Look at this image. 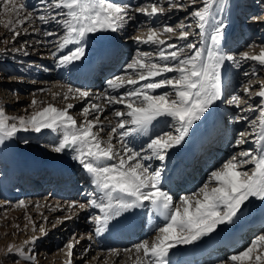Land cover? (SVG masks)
I'll return each mask as SVG.
<instances>
[{
	"label": "snow or ice",
	"instance_id": "6c2138e0",
	"mask_svg": "<svg viewBox=\"0 0 264 264\" xmlns=\"http://www.w3.org/2000/svg\"><path fill=\"white\" fill-rule=\"evenodd\" d=\"M164 2L167 7L162 5L161 0H151L133 9L116 0H39L46 10H55L50 17L43 14L34 17L31 11L23 12L26 5L17 0L0 2L3 13H14L17 17L15 21L9 20L4 25L6 28L11 25L13 40L28 32L26 27L23 33L17 31V24H35L37 19L45 25L55 22L63 29L57 51L70 44L74 47L67 55L59 56L61 65H68L84 57L83 41L89 34L117 31L127 21L133 20L130 11L154 17L169 11H187L192 8L179 24L149 27L146 37H135L138 43L158 46L155 53L157 60L152 59L153 53H139L126 65V71L132 70L135 78L132 75H118L107 81L108 88L112 90L124 88L125 85L134 86L118 96L107 97V104L123 105L126 109L114 111V116L119 119L111 127L107 141L101 138L104 125L100 118L103 109L99 104H91L82 109L85 121L80 124L69 114V109L74 107L71 103L63 108L49 103L27 117H8L5 110L0 108V143L20 131L40 133L50 129L62 133L54 151L61 153L72 149L76 152L74 158L91 175L96 187L94 198L88 204L73 201L69 208L85 209L91 206L98 209L100 214L92 217L93 223L97 225V234L105 230L110 221L134 208H147L151 215L162 218L163 223L155 229L157 235L151 242L145 239L133 246V264H171L170 252L177 245L192 244L214 233L220 225L233 222L250 198L264 201V81L259 82V90L256 92L251 90V80L243 89L250 97H260L259 105L244 108L238 95H233L229 101L242 113L236 117V121H245L249 125L248 130L238 133L235 144L239 146L251 138L257 147L240 151L213 170L209 182L198 193L182 195L179 203H174V197L161 183L163 168L150 171V166L145 163L153 158L165 161L169 150L181 144L192 126L222 98L221 69L226 61L239 66L242 60H252L264 67V47L258 54L241 52L238 56L222 50L226 24L222 19L217 20L214 12L220 0H199L197 7H193L197 5V0H187L186 3L185 0ZM256 19L253 17V20ZM193 23L198 29L199 44L188 42L193 34ZM44 35L51 37L56 33L45 31ZM162 36L165 38L162 39ZM172 39L183 40L185 43L182 46L170 43ZM15 50L28 55L23 47ZM52 55L56 56L57 52ZM244 75L247 77L249 73L245 72ZM68 93L81 99L90 96L88 91L80 88H69ZM68 93L64 94V99H68ZM31 103L35 106L38 101L34 98ZM247 111H256L259 115L249 120L245 114ZM90 113L97 115L87 119ZM166 118L174 121L171 127L175 134L154 132L156 123ZM13 120L18 123L10 122ZM118 130L119 150L112 143L113 134ZM135 136L149 138L146 148L135 150L125 143L126 138ZM248 165H252L251 170H248ZM211 182L215 186L209 187ZM19 206L24 207L25 201H19ZM40 231L46 234L45 229L41 228ZM38 239L32 237L25 243H35ZM262 243L264 234L222 264H229V261L231 264H264ZM75 246L73 241L65 245L68 250L67 264H72ZM13 252L19 253L31 264H36L35 255L26 254L21 248L9 244L5 254ZM111 252L119 255L117 249Z\"/></svg>",
	"mask_w": 264,
	"mask_h": 264
},
{
	"label": "bare ground",
	"instance_id": "6f19581e",
	"mask_svg": "<svg viewBox=\"0 0 264 264\" xmlns=\"http://www.w3.org/2000/svg\"><path fill=\"white\" fill-rule=\"evenodd\" d=\"M116 1L120 2L124 0ZM219 11L220 14H222V17L220 16L218 20L223 18L224 13L222 9ZM133 25V21H128V25H126L125 28L130 30ZM232 27L233 26H230V28H228V30H226L224 33L225 41L222 43V48L228 47L230 45L228 42L232 40L231 38L233 32H230ZM119 31L121 32L122 30ZM115 33L116 31L108 32L107 34L98 32L91 33L85 37L84 41L86 42L87 46L89 45V48L86 47L85 55L81 60L73 62L72 64L74 65V74H77L76 77L79 76L80 78L79 81L77 80V83H69L72 85V89H76L73 88V86L78 88L84 87L83 89H87L91 87L92 84L94 85L98 82L91 83L92 81L90 80V72L92 71V65H94V70L104 62L106 66V62L110 59L109 56L104 53L110 51L117 53V48L121 46L120 48L122 49V44L126 41V38H119V35ZM227 67L228 66H226V69H224L225 67L221 69V83L224 82V84L229 80H225ZM106 73H108V69H104V71H102V74ZM86 74L87 76L89 75V77L86 78V76H84ZM99 77L100 75L97 77L98 80L100 79ZM67 80L65 79L64 81ZM71 85L62 86V88L58 90V96L68 93V89L71 87ZM131 88L132 86L129 85H125L124 88L116 90H112L107 87L101 92L99 90H94L93 95L86 98V100H92L88 107H90L91 104H99L103 109V112L100 113V118L104 125V131L101 133V138L104 141L108 140V134L111 131V127L115 126L119 119L114 116V111H112V109L114 107L120 106L107 104V97L131 90ZM222 90L225 91V86ZM72 96V93H68V98H71ZM79 100V98H77V100L74 99V101L68 102L66 105L69 103H77ZM77 105L78 104H76L74 108ZM40 107L41 104L38 101V103L34 106V109L38 110ZM223 110L224 109L219 103V100L216 101L214 105L211 106L209 111L192 126L184 141L169 150L165 161L159 164V160L153 158L145 162L150 166L149 170L152 171L155 169L164 168L168 166L170 162H175L174 160H171L174 155V151L177 149H184L186 146H189L192 143V140L199 135L203 134L206 137L207 134H204L205 132L203 133V131L207 130V128L210 126L213 128L218 127L220 131L227 128L224 130V137H227L228 130L231 129V126L233 125L232 130H235L239 124L237 122H232V124L226 125L225 122L223 124L224 126H222L220 118L225 114L223 113ZM89 115H91V113ZM102 117L104 118L102 119ZM168 120L170 119L166 118L160 120L158 123H156L153 131L160 132L164 130ZM94 131H97V129H94ZM170 132L175 134L173 128H170ZM220 134L222 133H217L216 138H218ZM41 135H44V133L36 135L35 138L42 139L43 136ZM59 135H61V133L57 132L52 137H50V141L47 143L49 145L48 150L39 148L36 150L35 156L31 152V150H33L32 147L29 146L28 149L27 145L25 146L23 143L19 147H16V143H12L10 140L7 141V138H5L2 143H0V208L11 207L12 209V206L18 204L19 201H25L24 207L20 206L19 208L18 206V208L15 207L16 209L12 210L13 221L11 227H13V230H15V235L20 233L17 239L18 244L16 246L27 247L25 241L31 240L32 237H39V239L36 241V245L40 246L43 237L47 238V236L55 235V233L57 235L62 234V236H59L58 238H66L71 235L72 237H70L71 239H69L68 242L73 241L76 245L73 249L74 255L72 257V264H133L135 257L133 246L137 244L136 241L141 239V242L147 239L151 242L157 235L155 229L163 223L162 218L151 215L147 208H134L122 213L121 216L110 221L107 228L97 234L95 231L97 225L93 223L92 217L90 218V216L99 215L100 213L98 209H95L91 206L85 209H80L79 207L72 209L69 208L70 202L73 201L79 202L81 204H88V202L94 198L96 187L92 183L91 175L87 173V171L80 165L78 160L74 158L77 155L76 152L73 150H71L70 153L66 151L57 153L54 151V147L51 146L50 143L52 141H57L58 143L60 140ZM221 136L222 137L219 138L222 140L226 139L223 137V135ZM219 138L217 143H219ZM148 139L149 138L146 136L129 137L126 138L125 143L135 150H140L142 147L146 148ZM119 141L120 137L118 130L116 134H113L112 138V143L118 150L121 147ZM221 144L222 143L219 145L221 146ZM213 145L207 150L205 155L202 154V160L199 159L197 161V164H195L192 171L190 166L186 167L185 174V171L182 172V168L184 167L181 166V171L178 173L176 172V174L180 176V181L173 188L172 193H170L174 197V203L178 204L180 196L189 194L192 189L197 188V185H200L203 180H205L204 183L209 182L208 178L210 175L209 171L211 170V166L216 163L217 156H220L221 158V155H218L219 152H221V150H227L226 147L222 149L218 144ZM37 146L39 147V145ZM145 154L150 153L146 152ZM75 162L76 164H74ZM182 173L185 175H182ZM174 174L175 172L171 174L172 177ZM187 177L190 179L187 180ZM164 178L161 176V183L163 182ZM192 180L193 182H191ZM53 182H55L53 185L54 187H52V189H50V191L44 196L39 197V192L42 191L43 188H48L51 186ZM213 186H215L214 182L209 183V187ZM167 188L169 189V187ZM79 191L80 194L76 195V193ZM261 202L262 200L259 198H250L249 201L245 203L243 211L238 214L237 218H235L233 222L220 225L214 233L205 237L215 238L222 236V234L227 231L232 226V224L241 219L244 221V223L246 222L245 226H248V224L256 225L255 222L259 219L255 217V212ZM8 211H10V209ZM131 211H138L139 214L136 217H133L130 215ZM117 220L121 223L116 224L115 221ZM50 222L52 223L51 225H49ZM67 222H70V224L65 229H61V226H58L61 223L65 224ZM261 226H264V223L255 227L257 230L255 234H257L254 236L253 240L256 237L264 234V227ZM77 227L81 228L79 233H76ZM37 228L38 231H36ZM41 228L46 230V234L40 231ZM255 229H248L245 234L246 239L243 241L247 240V238H249ZM15 235H13V238L16 237ZM203 239L205 238L203 237L200 240ZM56 243L51 244L50 246L48 245V247L45 244L43 247H41L39 250L41 254H38L39 257H36V264H67V248L64 246V248L58 249L62 241H59L57 244ZM224 243L225 242H222L220 244V247L217 251L210 253L204 256L201 260L195 261L191 264H222V262L228 261V258L235 253L230 252V249H228L230 246ZM190 245L191 244L177 245L170 252V260H173L174 255L180 248L188 247ZM235 245L233 249L237 248L238 246ZM261 247L264 248V243L261 244ZM51 248L53 249V253L48 254ZM86 249L87 251H85ZM112 249H117L119 251V255L112 253ZM82 260L84 261L81 262ZM186 263H188V261H186ZM173 264H177L176 261L173 262ZM229 264H231L230 261Z\"/></svg>",
	"mask_w": 264,
	"mask_h": 264
},
{
	"label": "rangeland",
	"instance_id": "374dc122",
	"mask_svg": "<svg viewBox=\"0 0 264 264\" xmlns=\"http://www.w3.org/2000/svg\"><path fill=\"white\" fill-rule=\"evenodd\" d=\"M0 2H2V0H0ZM17 2L24 3L26 7L23 12L31 11L33 12L34 17L41 14L50 17L54 14L55 11L46 10L44 6L40 5L39 0H17ZM116 2L129 5L134 9L135 7L150 3L151 0H124ZM186 2L187 0H185V3ZM161 3L163 6L167 7V4L164 2V0H161ZM197 6H199V0H197V5L193 7ZM220 9L224 11L222 20L226 24L225 31L228 30L230 26H233L230 31L233 32L232 38L230 37L232 40L228 42L230 45L228 47H223L222 50L227 54H235L237 56L241 52L258 54L260 49L264 47V0H220L219 4H217L214 8L217 20L220 16L222 17V14H220L219 11ZM191 10L192 8H188L187 11H169L163 15L154 17H147L143 14L130 11V15L134 17V20H131L134 24L133 27L130 30H128V28L126 29L125 27L126 25H128L127 21L115 33L119 35V38H126V41L124 40L125 43L122 44V49H119L118 54H116L113 59L106 62V66L104 62L98 67V70L95 69L93 72L91 71V83L98 81L97 83H95L94 85L92 84L91 87L87 89H83L84 87L80 89L88 91L91 96L93 95L94 90H99L100 92L105 90L108 87L107 81L115 76L120 75L127 77L128 75H132L133 78H135V73H133L132 70L126 71V65L130 63L134 58H136L139 53L142 52L153 53L152 59L157 60L155 53L158 51L157 45L138 43L135 37H146L149 27H160L165 24H171L175 26L182 20H184L188 11ZM253 17H256L258 19L253 20ZM16 19L17 17L14 13H3V8H0V21H2V23H0V108H3L5 110V114L8 117H27L31 115L32 112L36 111L31 103L34 98L40 102L41 107H44L47 104L51 103L59 108L65 107L66 103L72 102L74 101V99L77 100V98L79 97L74 95L71 98L69 97L68 99H64V94L58 96V90H60L62 86H70L71 84L69 83H77V80L79 81L80 79L79 76L76 77L77 74H74L75 70L74 65H72L73 63H70L68 65H61L59 63V56L67 55L68 52L74 47V45L70 44L68 47L57 51V44L59 43L60 37L63 35V29L55 22H51L45 25L37 19L35 24H32L31 22H28L24 25L17 24V31L23 33V29L26 27L28 28V32L18 36L15 40H13L11 25L8 28H6L4 25L7 24L9 20L15 21ZM189 22L190 21H186V23ZM33 29H35L36 31H33ZM119 30L122 31L120 32ZM45 31H52L56 33V35L51 37L45 36ZM191 31L193 34L189 37L188 42L199 44L200 39L198 36V29L195 27L194 23ZM104 32L105 31H103L102 33L107 34L108 32L112 31L107 30L105 33ZM161 38L164 39L165 36H162ZM127 41L129 42V44ZM223 41H225V39ZM169 42L181 46L185 43V41L183 40L176 39H172ZM83 46L85 50L86 47L89 48V45L87 46L85 41H83ZM21 47H23L24 50L27 51L28 55H24L23 51L17 52L15 50ZM53 52H57V55L53 56ZM226 66L228 67L225 73V80L229 79V82L227 81V83L225 82V84L224 82L221 83V89H223L225 86V91L222 90V98L219 100V103L224 109L223 113H225L224 115L222 114L223 116L221 118L223 120V118L225 117L224 120L226 122V125H230L232 124V122H237L236 117L242 114L239 108L229 103L233 95H238L241 97V106L244 108H248L249 106L255 107L259 105L260 97H250L249 94L243 91V89L248 81L251 80L253 81L251 87L252 92H256L259 90V82L264 81V67H261L256 61L252 60H242L240 61L239 66L234 64L232 61H226L222 68L225 67L224 69H226ZM104 69H108V73L102 74V71H104ZM245 72L249 73L247 77L244 75ZM253 73H255V75H253ZM99 75L100 79L98 80L97 77ZM65 79L68 80L64 81ZM70 88H72V85ZM73 88L78 87L73 86ZM159 91L161 90H157V92ZM169 91L171 90L169 89ZM120 94L122 93H118L117 96ZM79 99V102L72 103L74 106L76 104L78 105L75 108L73 107L72 109H69V114L72 115L78 123H81L85 121V117L82 115V109L86 106L88 107L92 100H86V98ZM115 110L126 111L123 105L114 107L112 109V111ZM245 114L248 116L249 120L256 119L259 115V113L256 111H247ZM95 115H97V113H91V115H89L87 119H92ZM103 118L104 117H102V119ZM10 122L18 123L14 120ZM237 123L239 125L235 128V130H232L233 125L231 126V129L228 130L227 137H224V130H226L227 128L220 131V133L222 134H220L218 138L222 137L221 135H223V137L226 139L222 140L221 138H219V143H217V138L214 144L219 145L220 143H222L221 146H219L222 149L226 147L227 150H221V152H219L218 155H221V158L220 156H217L216 163L211 166V170L209 171L210 173L213 170L221 167V165L225 161H227L233 155L239 153L240 151L254 149L257 147V145L253 143V140L251 138H248L246 143H243L239 146L235 144V140L238 138V133L248 130L249 128L248 123L245 121ZM171 124H173V121L170 119L167 121L166 126L162 131L170 132V128H172ZM57 132L58 131H53L50 129L42 130V132L40 133H44V135H41L43 136V138L36 139V135H39L40 133H36L34 131H20L14 137L7 138V141L10 140L12 143H16V147H19L22 143L25 144V146L27 145L28 149L29 146L32 147L33 150H31V152L35 156V152L39 148L48 150L49 145L47 143L50 141V137H52ZM61 135H59L60 138ZM55 142L57 143V141ZM55 142L52 141L50 143V145L54 148L59 143L58 142L56 144ZM37 145H39V147ZM71 150L72 149H67L65 151L70 153ZM74 164H76V162ZM251 168L252 165H249L248 170H251ZM204 182L205 180H203L200 185H197V188H193L190 193H198L199 189L205 184ZM54 184L55 182H53V184H51V186H49L48 188H43V190L39 192V197H42L47 192H49L50 189L54 187ZM78 194H80V191L76 193V195ZM18 206L19 203L13 205L12 209L11 207L0 208V264H31L30 261H27L23 257H21L19 253L13 252L10 255L5 254L7 251V246L9 244L13 246H16L18 244L17 239L20 233L18 235H15V230H13V227H11L13 221L12 210L18 208ZM9 209L10 211H8ZM91 217L93 216H90V218ZM51 224L52 223L50 222L49 225ZM61 224H59L58 226H61V229H65L67 226H69L70 222L62 225ZM80 230L81 228L77 227L76 233H79ZM36 231H38V228L36 229ZM256 231L257 230H254L249 238H247V240H245L232 252L237 253L248 247L252 243L254 236H256ZM13 235H15L16 237L13 238ZM59 236H62V234L57 235L55 233V235H49L47 236V238L43 237L40 246H37L35 242L27 244V247H18L21 248L26 254L39 257V255L41 254L39 250L45 244L48 247V245L50 246L51 244L62 241V243L58 247V249H61L64 248L68 240L71 239L70 237H72L71 235H69L66 238H58ZM140 240L136 241V243L140 242ZM51 253H53L52 248L49 250L48 254ZM83 261L84 260H82L81 262Z\"/></svg>",
	"mask_w": 264,
	"mask_h": 264
}]
</instances>
